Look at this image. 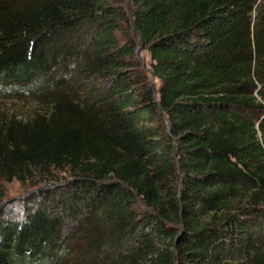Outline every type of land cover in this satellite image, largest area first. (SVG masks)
<instances>
[{"label": "trees", "instance_id": "1", "mask_svg": "<svg viewBox=\"0 0 264 264\" xmlns=\"http://www.w3.org/2000/svg\"><path fill=\"white\" fill-rule=\"evenodd\" d=\"M1 87L0 264H264V0H0Z\"/></svg>", "mask_w": 264, "mask_h": 264}, {"label": "rangeland", "instance_id": "2", "mask_svg": "<svg viewBox=\"0 0 264 264\" xmlns=\"http://www.w3.org/2000/svg\"><path fill=\"white\" fill-rule=\"evenodd\" d=\"M132 34L134 35L138 46H140L142 44L140 37L134 30H132ZM120 37L122 41L126 39L124 36ZM139 55L140 58L136 57L137 63L139 64L138 69L146 76L149 84L156 90L157 97H159L158 90L161 82L157 77L153 78L150 71L152 69L150 52L146 47H143V49L139 52ZM5 90L7 91V89L3 87L0 88V114L3 116L4 114L7 115L8 113H14L17 118H20L23 116L34 115L36 112L42 113L50 108L47 104H41L40 102L33 100L20 99L12 92H6ZM55 174H57V171H55ZM45 184L47 183L44 181V178L40 176H37L34 180H28L25 182L13 180L12 182L5 184L2 188L3 197H0V210L5 207V205H9L8 208L15 206L19 203L18 200L23 196L29 194L38 187L44 186ZM76 236L78 235L76 234ZM76 255V250H68L66 262L62 264H74L73 258Z\"/></svg>", "mask_w": 264, "mask_h": 264}, {"label": "water", "instance_id": "3", "mask_svg": "<svg viewBox=\"0 0 264 264\" xmlns=\"http://www.w3.org/2000/svg\"><path fill=\"white\" fill-rule=\"evenodd\" d=\"M143 47H144V45L141 44V45L138 46L137 49H136V53H137V57H138V58H140L139 52L143 49ZM144 65H145V64H144ZM150 71H151V73H152L153 78H155V74H154V72H153L152 70H150ZM161 112L164 114V112H163L162 109H161ZM181 192H182V188H181V190H180V193H181ZM178 239H179V237H177V241H178Z\"/></svg>", "mask_w": 264, "mask_h": 264}]
</instances>
